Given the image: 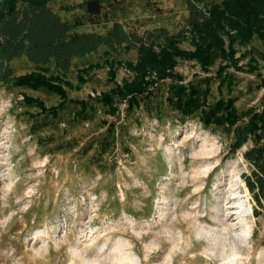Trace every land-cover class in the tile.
Instances as JSON below:
<instances>
[{"label": "rangeland", "instance_id": "374dc122", "mask_svg": "<svg viewBox=\"0 0 264 264\" xmlns=\"http://www.w3.org/2000/svg\"><path fill=\"white\" fill-rule=\"evenodd\" d=\"M79 1L50 6L71 23L83 12L61 7ZM260 1L218 0L205 28L142 52L107 56L100 48L66 76L11 61L14 77L38 76L58 90L0 83V264H264V212L253 216L240 177L251 141L229 155L218 128H205L198 114L181 121L164 100L168 84L201 80L205 104L231 97L239 120L262 108L264 31L233 12ZM103 11L136 32L176 33L186 16L183 0H119ZM108 26L99 19L76 30ZM140 88L153 106H130ZM103 96L111 103L101 104ZM27 99L91 110L76 118L68 103L52 120ZM108 126L115 148L93 157Z\"/></svg>", "mask_w": 264, "mask_h": 264}, {"label": "trees", "instance_id": "16d2710c", "mask_svg": "<svg viewBox=\"0 0 264 264\" xmlns=\"http://www.w3.org/2000/svg\"><path fill=\"white\" fill-rule=\"evenodd\" d=\"M56 1L0 0V83L55 92L58 90L57 86L49 85L38 76L14 77L11 61L23 57L38 74L55 73L66 76L75 60H82L100 48L107 56L115 54L119 49L142 52L148 44L169 45L180 40L186 28L203 29L210 23L211 7L218 0H183L186 9L184 27L176 33H169L163 27H153L141 32L126 31L116 18L109 17L103 11L119 0H80L73 6H62L61 10L64 11L78 9L83 12L82 18L75 17L70 23L62 20L51 8L50 5ZM254 5H237L239 8L233 12L241 25L264 31V0ZM99 19L109 22L103 33L76 30L84 23L96 24ZM202 84L201 80L191 81L187 86L168 84L164 100L171 110L178 113L181 121L198 114V119L205 128H218L229 138V155L251 141V145L241 153L248 172L241 173L240 177L253 202L252 214L257 217L264 212V105L259 111H248L244 114L246 119L239 120L231 107V97L217 98L205 104ZM130 93H133L128 100L130 106H153L149 103L151 91L145 92L140 88ZM26 101L29 105L38 107L39 115L52 120L58 118L68 103L77 106L74 113L76 118H82L91 110L87 102H65L45 109L36 100ZM100 103L110 104V96H103ZM116 136L114 126H108L100 133L95 141L96 153L93 157L100 158L113 151Z\"/></svg>", "mask_w": 264, "mask_h": 264}]
</instances>
